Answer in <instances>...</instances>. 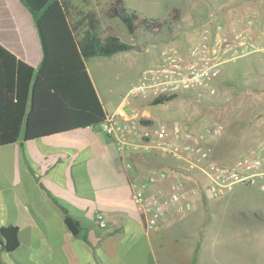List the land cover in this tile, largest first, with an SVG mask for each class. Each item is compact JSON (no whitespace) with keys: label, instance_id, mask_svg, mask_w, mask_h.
<instances>
[{"label":"crops","instance_id":"crops-1","mask_svg":"<svg viewBox=\"0 0 264 264\" xmlns=\"http://www.w3.org/2000/svg\"><path fill=\"white\" fill-rule=\"evenodd\" d=\"M68 1L71 24L86 30L87 13L103 9L109 0ZM148 1L123 2L128 10L143 13L147 8L142 4ZM33 17L22 0H0V44L36 68L43 50ZM188 45L176 48L184 51ZM157 55L160 58V52ZM91 61L86 59V69L107 113L117 111L159 122L149 110L131 106L128 93L115 91L113 99L105 96L90 70ZM141 97L145 105L163 104H152L153 95ZM105 104L112 105V110ZM127 162L132 164L130 169ZM163 168L169 175L158 181V187L166 188L177 174L188 177L174 158L155 151L119 153L99 124L29 139L21 133L18 140L1 144L0 264H161L162 255L154 247L163 251L169 231L180 225H185L184 237L172 240L184 242L185 264H234L228 244L244 248L256 239L264 242L256 234L264 228V220L255 215L264 216V189L260 187L238 186L235 189L253 192L234 189L216 197L202 191L190 193V209L178 213L171 208L157 228H148L146 216L136 210L131 198L130 179ZM97 211L105 216L104 228L95 220ZM66 218L79 223L76 232ZM2 226L17 228L16 248L6 249Z\"/></svg>","mask_w":264,"mask_h":264},{"label":"rangeland","instance_id":"rangeland-1","mask_svg":"<svg viewBox=\"0 0 264 264\" xmlns=\"http://www.w3.org/2000/svg\"><path fill=\"white\" fill-rule=\"evenodd\" d=\"M142 5L147 8L143 13L139 12L143 16L165 19L172 8L179 7L181 18L173 22L171 29L165 26L156 34L144 29L131 34L120 18L103 19L104 26H114L119 39L132 45L130 50L109 57L89 58L94 59L89 62L90 70L109 99H113L115 91L126 95L142 70L156 63L157 54L162 49L186 47L197 40L201 29L212 17L223 21L228 30L251 32L264 45V0H149ZM225 66L229 67L215 82V93L189 90L160 106L145 105L139 95H129L128 99L131 106L149 110L159 122L169 125L176 122L202 133L204 141L213 146V155L219 160L251 154L264 139V50ZM105 105L107 110H112V105ZM214 124L223 127L215 135L208 131ZM188 173L190 185L201 182L193 170ZM234 191L253 192L242 187ZM255 215L258 220H264L263 215L257 212ZM184 227L180 225L169 231L163 251L154 247L158 256L162 255L161 264L186 263L184 242L175 244L172 240L184 237ZM256 234L264 237V228L257 229ZM227 248L234 264H264V242L259 239L251 241L248 247L233 243Z\"/></svg>","mask_w":264,"mask_h":264},{"label":"built area","instance_id":"built-area-1","mask_svg":"<svg viewBox=\"0 0 264 264\" xmlns=\"http://www.w3.org/2000/svg\"><path fill=\"white\" fill-rule=\"evenodd\" d=\"M219 18L212 17L201 29L199 38L186 50L169 47L160 51L155 64L145 67L129 95H184L189 90L215 93V80L222 68L231 61L264 50V45L247 30H228ZM101 131L111 137L119 150L125 152H153L174 158L186 171L193 170L201 182L190 185L184 174L164 188L159 180L169 175V170H151L143 178L130 179L131 198L136 210L147 219V227L157 228L161 217L171 208L184 213L192 206L190 193L202 191L211 197L232 191L238 186L264 189V139L253 153L239 155L230 160L215 158L214 148L204 141L202 133L164 122L144 124L139 116L106 113L99 123ZM222 125L214 124L208 131L218 134ZM127 168L132 164L127 162ZM95 220L99 228L107 225L103 213L97 211Z\"/></svg>","mask_w":264,"mask_h":264},{"label":"trees","instance_id":"trees-1","mask_svg":"<svg viewBox=\"0 0 264 264\" xmlns=\"http://www.w3.org/2000/svg\"><path fill=\"white\" fill-rule=\"evenodd\" d=\"M22 1L34 16L43 55L34 68L0 44V145L18 140L21 133L29 139L72 127L97 125L104 120L107 112L85 61L92 56L128 51L132 45L119 39L114 26H104L103 19L120 18L131 34L142 29L156 34L165 26L171 29L182 14L179 7H174L165 19L144 17L128 10L124 0H109L103 9L87 13L86 30H81L71 24L68 0ZM227 67L222 68L218 78ZM178 96L156 95L151 103L162 104ZM140 119L144 124L149 121ZM66 222L77 231V221L66 218ZM1 234L7 250L18 246L15 226H2Z\"/></svg>","mask_w":264,"mask_h":264}]
</instances>
